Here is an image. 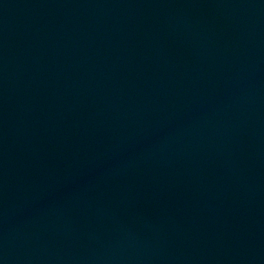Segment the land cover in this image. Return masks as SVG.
Returning <instances> with one entry per match:
<instances>
[{
  "label": "water",
  "instance_id": "obj_1",
  "mask_svg": "<svg viewBox=\"0 0 264 264\" xmlns=\"http://www.w3.org/2000/svg\"><path fill=\"white\" fill-rule=\"evenodd\" d=\"M0 264H264V0H0Z\"/></svg>",
  "mask_w": 264,
  "mask_h": 264
}]
</instances>
